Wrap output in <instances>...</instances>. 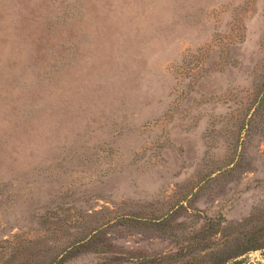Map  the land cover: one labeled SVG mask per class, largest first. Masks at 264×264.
Wrapping results in <instances>:
<instances>
[{"label":"rangeland","instance_id":"1","mask_svg":"<svg viewBox=\"0 0 264 264\" xmlns=\"http://www.w3.org/2000/svg\"><path fill=\"white\" fill-rule=\"evenodd\" d=\"M262 85L264 0H0V264H264Z\"/></svg>","mask_w":264,"mask_h":264},{"label":"trees","instance_id":"2","mask_svg":"<svg viewBox=\"0 0 264 264\" xmlns=\"http://www.w3.org/2000/svg\"><path fill=\"white\" fill-rule=\"evenodd\" d=\"M261 93H262V99L259 101V105H262L264 103V85H262L261 87ZM95 233V232H94ZM94 236H92L91 240L89 241V238L86 239H80L78 242L74 243L72 245V247H70L69 250H67V255L70 254L74 249H81V246H83V248L85 247H89L91 242L95 240L96 236L93 234ZM254 235L253 237V243L254 246L253 248H249L247 251H252V250H258V249H264V233L260 234L258 233ZM237 254L234 256H230L227 259H224L220 264H231L229 261L231 260H235L237 258ZM153 259V258H152ZM139 264H155V260H149V258H142ZM21 264H26V263H21ZM234 264H238L237 262H234Z\"/></svg>","mask_w":264,"mask_h":264}]
</instances>
